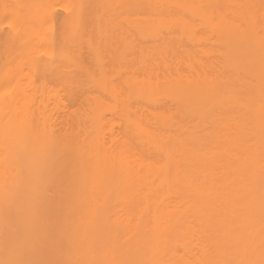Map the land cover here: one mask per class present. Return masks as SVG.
Instances as JSON below:
<instances>
[{"label":"bare ground","instance_id":"1","mask_svg":"<svg viewBox=\"0 0 264 264\" xmlns=\"http://www.w3.org/2000/svg\"><path fill=\"white\" fill-rule=\"evenodd\" d=\"M0 264H264V0H0Z\"/></svg>","mask_w":264,"mask_h":264}]
</instances>
